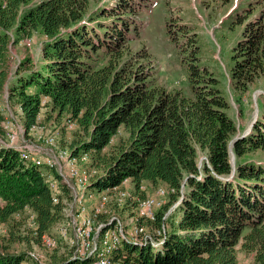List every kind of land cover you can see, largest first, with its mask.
I'll use <instances>...</instances> for the list:
<instances>
[{
    "label": "trees",
    "instance_id": "1",
    "mask_svg": "<svg viewBox=\"0 0 264 264\" xmlns=\"http://www.w3.org/2000/svg\"><path fill=\"white\" fill-rule=\"evenodd\" d=\"M144 2L116 0L91 9V0H0V94L8 90L17 97L27 133L35 125L60 136L79 130L80 137L63 146L71 159L86 156V167L97 170L90 188H124L131 180L133 191L143 194L148 180L164 182L170 202L180 199V217L169 228L165 202L155 220L138 219L144 226L162 224L160 244L124 239L111 255L113 264H239V244L253 254L254 264H264V161L242 159L264 151V109L250 132L235 135L229 99L219 78L197 61L188 36L183 42L190 49L185 58L192 93L157 83L151 59H145L151 54L146 44L136 50L131 44L133 30L140 34L136 14ZM244 13L238 21L251 12ZM37 30L46 35L44 61L35 65L26 56L13 68L12 46ZM233 57L236 88L264 74V9L247 20ZM43 109L47 117L40 118ZM6 120L0 107L4 140ZM20 151L0 143V224H12L15 214L31 207L43 238L64 220L61 197L69 188L59 181L52 189L50 170ZM104 223L106 230L113 222ZM29 259L30 252L0 248V264ZM79 259L63 256L59 264Z\"/></svg>",
    "mask_w": 264,
    "mask_h": 264
},
{
    "label": "rangeland",
    "instance_id": "2",
    "mask_svg": "<svg viewBox=\"0 0 264 264\" xmlns=\"http://www.w3.org/2000/svg\"><path fill=\"white\" fill-rule=\"evenodd\" d=\"M114 1L116 0H91V9L101 5H112ZM244 9L247 10L245 13ZM262 9H264V0H145L136 14L140 34L137 35V31L133 30L131 44L134 50L146 44L151 54L145 59H151L157 83L170 89L180 88L187 94H191L185 58L190 49L184 48L187 36L190 37L197 47L195 54L197 61L208 67L219 78V85L229 99L228 112L237 126L235 135L247 134L264 109V74L253 80L247 88H236L232 76V67L235 63L233 53L235 44L242 37L247 20L260 14ZM240 12L245 14L244 17L249 13L250 15L243 21H238ZM169 23H172L170 26L174 28L176 39L171 35L174 32L169 31ZM45 38L46 35L37 30L31 37L13 45L12 67L15 68L19 60L26 56L31 57L35 65H40L44 61L42 49ZM177 39L184 41L182 45L177 42ZM0 107L7 119L5 123L7 139L0 138V143L21 150L22 156L28 160L34 162L40 160L42 162L39 165L40 168L47 167L50 170L47 172L50 180L64 182L69 188V194H58V197L62 195L61 198L65 203V218L52 234H47L43 238L38 236L35 212L31 207H27L21 213L14 215L12 224H0V248H7L14 252H30L33 259L24 260L23 264H59L63 256L70 260L75 254L76 239L78 244L82 245L77 228H82L85 220L94 219L95 208L98 207L106 189L88 186L90 178L97 170L88 169L84 164L86 160L74 161L76 171L72 173L70 170V148L63 145L80 137L78 129L64 130L60 136L51 129L52 127L43 128L35 125L27 133L17 97L11 96L8 90L0 94ZM42 111L40 118L47 117L46 110ZM69 125L72 127L74 123L69 122ZM22 137L29 142V145L38 147L39 151H35L34 147L25 149L24 144L21 143ZM54 155L57 156V160ZM205 157L202 151L199 162L202 163ZM246 158L264 161V151L254 150L245 154L242 159ZM49 159L50 164L47 162ZM60 160H66L68 174ZM235 160L233 161L232 157L234 164ZM55 172L60 174L61 180L57 179ZM83 183L86 184L83 185ZM164 185V182L153 184L146 180L143 183L145 191L141 194L142 190L140 193L133 191L134 184L129 180L119 192L109 195L110 198L92 225L102 224L107 220L116 221L122 225L129 240L137 243H147L148 240L156 245L160 244L163 240L162 232H164V228H159L162 224H155L153 227L144 226L138 224V219L145 217L155 220L156 211L164 202L169 204L165 210L164 227L167 225L169 228L175 219H179L180 212L176 206L180 199L170 202L172 197L167 194ZM143 200H153L156 206L142 212L139 202ZM128 201L131 204L125 205ZM104 230L100 231L99 236ZM14 234L17 237L15 239H13ZM98 239L99 237L97 241ZM238 256L239 264H254L253 254L243 250L240 244ZM84 260L82 264L91 263L89 259Z\"/></svg>",
    "mask_w": 264,
    "mask_h": 264
},
{
    "label": "bare ground",
    "instance_id": "3",
    "mask_svg": "<svg viewBox=\"0 0 264 264\" xmlns=\"http://www.w3.org/2000/svg\"><path fill=\"white\" fill-rule=\"evenodd\" d=\"M29 148L30 147L25 146V149H29ZM35 151H39V148H38V150L35 149ZM55 159L57 160L56 157H55ZM83 159L87 160L88 158L86 156H84ZM74 161H75L74 159L70 158V167H71L70 170L72 173H74L76 171L75 166H74ZM35 162L38 165L42 164V162L40 160H35ZM47 162H48V164H50L51 163L50 159L47 160ZM65 172H66V170H65ZM57 183H59L57 180H55V181L50 180V187L52 189H56ZM125 183H128V180H125L123 184H125ZM85 184L83 183V185H85ZM120 186H122V185H120ZM74 188H75V185H74ZM120 188L121 187L105 190L106 192L103 195L98 207L95 208V211H94V213H95L94 219L95 220H97V218L99 217V214L101 213L100 211L102 210L104 205L107 203L108 199L110 198L109 195L112 196L116 192H119ZM58 200H59L58 195L55 194L54 201H58ZM139 206H140V210L143 212L145 210H149L150 208L156 206V202H154L153 200H143V201L139 202ZM71 219H72V216H71ZM94 219L92 218L89 220H85L84 221L85 225L82 228L81 227L77 228L78 231L80 232V233H78V235L80 237L82 245H91V238L88 236V232L86 230H89V226L92 227V236H95L92 248L82 255H74V257L80 258L81 262L85 261L84 259H89L90 260L89 262H91L90 264H113L114 262L112 263V261H111L112 260L111 255H112L113 251L118 246V244H120L122 242V240H124V239L129 240V239L125 235L123 227H122L123 231H110L109 232V230L111 228L106 229V230H104V232L102 231L103 234L102 235L100 234V236H99L100 231L102 229H105L106 225H105V223L97 224V225L94 223V225H92L93 221H95ZM93 226L95 227V232H94ZM98 237H99V239L97 241ZM116 240L118 242H116ZM147 242H149V241L147 240ZM76 245H77V239H76ZM67 264H69V263H67ZM79 264H82V263H79Z\"/></svg>",
    "mask_w": 264,
    "mask_h": 264
},
{
    "label": "built area",
    "instance_id": "4",
    "mask_svg": "<svg viewBox=\"0 0 264 264\" xmlns=\"http://www.w3.org/2000/svg\"><path fill=\"white\" fill-rule=\"evenodd\" d=\"M17 128H18V126H17ZM17 132H19L18 129H17ZM21 143H23L26 147H34L36 150H38V147L33 146V145H29V142L27 140H25L23 137H22V142ZM55 157L57 158V156H55ZM60 162L62 163V166L64 167V169L66 170V172L68 174V169L69 168L66 167V160H60ZM73 213H74V209H73ZM71 216H72V219H73V214ZM86 231L88 232V236L91 238V245H79L78 244V240H77V245H76V249H75V254L74 255H82V254L86 253L87 251H89L92 248L93 243H94V237H95V236H92V227L89 226V230H86ZM110 231H123V229H122V226L120 225L119 222H113L111 224V229L109 230V232ZM162 233L164 235L165 231L162 232ZM116 242H118V241L116 240Z\"/></svg>",
    "mask_w": 264,
    "mask_h": 264
},
{
    "label": "water",
    "instance_id": "5",
    "mask_svg": "<svg viewBox=\"0 0 264 264\" xmlns=\"http://www.w3.org/2000/svg\"><path fill=\"white\" fill-rule=\"evenodd\" d=\"M254 122H255V121H254ZM252 125H253V124H252ZM252 125H251V127H252ZM251 127H250V128H251ZM250 130H251V129H250ZM250 130H249V132H250ZM243 134H244V133H243ZM237 136H238V135H237ZM237 136H236V137H237ZM236 137H234L233 141L235 140ZM232 151H233V150H232ZM232 157H233V161H234V160H235V154H234V152H233ZM66 263H69V261H66Z\"/></svg>",
    "mask_w": 264,
    "mask_h": 264
}]
</instances>
